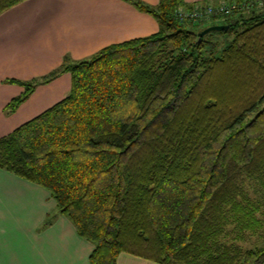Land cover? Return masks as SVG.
I'll return each instance as SVG.
<instances>
[{
  "label": "trees",
  "instance_id": "16d2710c",
  "mask_svg": "<svg viewBox=\"0 0 264 264\" xmlns=\"http://www.w3.org/2000/svg\"><path fill=\"white\" fill-rule=\"evenodd\" d=\"M22 1L0 0V14ZM124 1L152 15L158 32L10 80L24 87L11 111L62 73L71 88L0 138V169L49 192L55 213L43 226L66 217L94 246L89 264H116L120 253L264 264V245L223 241L232 222L244 233L262 222L245 183L264 184V0H229V14L197 23L176 18L182 0ZM212 25L227 30L197 37ZM224 34L232 39L222 46Z\"/></svg>",
  "mask_w": 264,
  "mask_h": 264
},
{
  "label": "crops",
  "instance_id": "0c3cea01",
  "mask_svg": "<svg viewBox=\"0 0 264 264\" xmlns=\"http://www.w3.org/2000/svg\"><path fill=\"white\" fill-rule=\"evenodd\" d=\"M156 5L159 0H138ZM217 5L229 0H182ZM157 22L124 0H24L0 14V138L65 98L71 76L62 73L35 87L13 111L8 104L24 93L10 80L30 82L58 69L64 58H88L101 49L158 31ZM55 213L44 188L0 169V264H89L94 246L70 221ZM116 264H155L120 253Z\"/></svg>",
  "mask_w": 264,
  "mask_h": 264
},
{
  "label": "rangeland",
  "instance_id": "374dc122",
  "mask_svg": "<svg viewBox=\"0 0 264 264\" xmlns=\"http://www.w3.org/2000/svg\"><path fill=\"white\" fill-rule=\"evenodd\" d=\"M159 3H160V1H158V3L156 5H152V4L149 5L146 3H144V4L152 6V7H156V6H158ZM182 3L183 4L180 6H177L175 8V11H174L176 18L179 19L180 21H190V20H187L186 15L189 14L190 12H192L194 7L216 8L217 6L222 5V4L228 5V1H223L217 5H209L206 7H201L203 5H199V4H194L193 6H191V5L185 4L184 2H182ZM258 3H260L258 5H261V2H258ZM142 13H145V12H142ZM145 14H147V13H145ZM148 15L151 16L156 21V19L152 15H150V14H148ZM213 16H215V15H213ZM201 21H205V20H201ZM222 21H223V19H214L212 21V24L217 23V22L219 23ZM191 22H193V21H191ZM197 22H200V21H196L194 23H197ZM202 25H203V23L200 25V27H202ZM158 28H159V25H158ZM231 39H232V36L228 35V34H224L218 38V40H219V42H221L222 46L228 44L231 41ZM212 40H217V38H212ZM233 93H234V91H233ZM245 191L248 193L250 201L252 202L251 203L252 206L253 207L258 206L257 207L258 210L255 211L254 214H256L255 216H257L259 221H262V222L259 224H252L254 226V229H252L250 231H246V233L240 231L238 228L235 227L236 222H232V225H229L227 227V233H229V234H228L227 238L224 239L223 241L226 242L227 244H231V243L235 244L236 243L239 246L243 247L244 249H247V248H252L254 246H263L264 245V184H262L258 180L247 179V181L245 183ZM245 222H247V221H245Z\"/></svg>",
  "mask_w": 264,
  "mask_h": 264
},
{
  "label": "built area",
  "instance_id": "2783aa9c",
  "mask_svg": "<svg viewBox=\"0 0 264 264\" xmlns=\"http://www.w3.org/2000/svg\"><path fill=\"white\" fill-rule=\"evenodd\" d=\"M234 5H219L216 8L212 7H206V8H199V7H194L192 12L187 14V20L196 22V21H201L205 20L208 21L213 15H226L231 12L232 9H234Z\"/></svg>",
  "mask_w": 264,
  "mask_h": 264
},
{
  "label": "water",
  "instance_id": "95a60500",
  "mask_svg": "<svg viewBox=\"0 0 264 264\" xmlns=\"http://www.w3.org/2000/svg\"><path fill=\"white\" fill-rule=\"evenodd\" d=\"M226 30H227L226 25H212V26L206 27L205 29L197 33V37L201 39L203 36H205L206 34L210 32H220V31H226Z\"/></svg>",
  "mask_w": 264,
  "mask_h": 264
}]
</instances>
